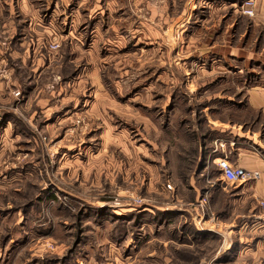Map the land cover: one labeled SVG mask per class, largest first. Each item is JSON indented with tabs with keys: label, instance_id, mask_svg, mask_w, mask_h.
Listing matches in <instances>:
<instances>
[{
	"label": "rangeland",
	"instance_id": "374dc122",
	"mask_svg": "<svg viewBox=\"0 0 264 264\" xmlns=\"http://www.w3.org/2000/svg\"><path fill=\"white\" fill-rule=\"evenodd\" d=\"M254 79L264 0H0V264H264Z\"/></svg>",
	"mask_w": 264,
	"mask_h": 264
},
{
	"label": "crops",
	"instance_id": "0c3cea01",
	"mask_svg": "<svg viewBox=\"0 0 264 264\" xmlns=\"http://www.w3.org/2000/svg\"><path fill=\"white\" fill-rule=\"evenodd\" d=\"M258 3H260V0H258ZM95 45L96 43L94 46ZM258 80L259 79H254L253 81L258 87L255 88L253 94L255 97H253L254 99L251 98V100L252 102H255L254 109L262 112L261 114L264 116V84H261V81ZM260 85L261 87H259ZM239 127L242 128L241 126ZM243 130L245 131L244 134L241 131L242 134L240 133L239 136L245 141L248 140V142L252 144V149H239L240 158L237 162L240 163L233 162L231 159L230 161L234 165L260 171L262 178L253 185L233 187V189L237 191L235 192L236 199L234 201V212L235 215L237 214L235 218L238 219L239 217H247L248 220H251L253 223L252 227L258 228L261 234V227L264 222V207L261 206V202H264V158L254 152L253 148L264 149V137L261 134L263 129H254L253 127H249L246 129L244 128Z\"/></svg>",
	"mask_w": 264,
	"mask_h": 264
},
{
	"label": "built area",
	"instance_id": "2783aa9c",
	"mask_svg": "<svg viewBox=\"0 0 264 264\" xmlns=\"http://www.w3.org/2000/svg\"><path fill=\"white\" fill-rule=\"evenodd\" d=\"M249 6H252L253 3H248ZM250 15L252 13L248 12ZM215 153L219 154V151ZM216 164L221 177V182L229 186H245L252 185L261 180L262 174L260 171L254 169H248L239 165H234L228 155L221 154L213 160ZM261 206L264 207V202H261ZM261 236L264 240V222L261 227Z\"/></svg>",
	"mask_w": 264,
	"mask_h": 264
}]
</instances>
